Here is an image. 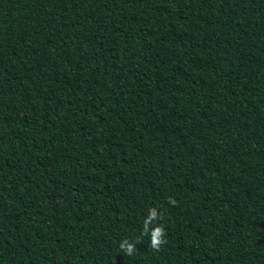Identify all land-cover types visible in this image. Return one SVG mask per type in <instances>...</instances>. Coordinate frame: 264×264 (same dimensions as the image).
<instances>
[{
  "label": "trees",
  "instance_id": "obj_1",
  "mask_svg": "<svg viewBox=\"0 0 264 264\" xmlns=\"http://www.w3.org/2000/svg\"><path fill=\"white\" fill-rule=\"evenodd\" d=\"M0 264H264V0H0Z\"/></svg>",
  "mask_w": 264,
  "mask_h": 264
},
{
  "label": "clouds",
  "instance_id": "obj_2",
  "mask_svg": "<svg viewBox=\"0 0 264 264\" xmlns=\"http://www.w3.org/2000/svg\"><path fill=\"white\" fill-rule=\"evenodd\" d=\"M169 203L175 205L176 201L174 199H169ZM157 219L156 208L149 209V215L147 219L143 221L142 235H148L150 233V244L149 246L153 249L159 250V248L166 243L165 240V229L164 226L159 224L154 226L152 229L148 228V224L153 220ZM140 242L137 240L136 244ZM136 244L130 243L127 239L120 242V249L128 256H132L137 252Z\"/></svg>",
  "mask_w": 264,
  "mask_h": 264
}]
</instances>
